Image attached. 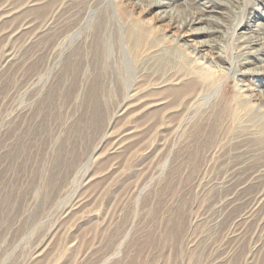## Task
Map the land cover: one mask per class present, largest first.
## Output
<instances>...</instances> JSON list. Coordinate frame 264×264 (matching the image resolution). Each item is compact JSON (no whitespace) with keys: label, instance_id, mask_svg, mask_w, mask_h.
<instances>
[{"label":"rangeland","instance_id":"rangeland-1","mask_svg":"<svg viewBox=\"0 0 264 264\" xmlns=\"http://www.w3.org/2000/svg\"><path fill=\"white\" fill-rule=\"evenodd\" d=\"M32 8L37 27L51 16L78 24L60 42L75 56L66 68L49 51L51 40L39 41V56L0 79V264H264V214L242 221L250 204L218 218L220 185L238 170L264 194V107L242 97L233 70L218 71L176 47L179 56L166 62L180 73L196 70L211 97L174 115H118L114 129L140 125V141L109 154L95 127H84L89 85H99L106 120L127 92L123 77L147 90L145 102L155 100L162 94L150 87L164 70L147 65L176 46L165 34L186 29L130 0H39ZM224 41L229 56L240 53L232 36ZM81 43L95 47L88 59L83 50L77 55ZM17 107L26 113L16 116ZM79 196L87 200L64 218Z\"/></svg>","mask_w":264,"mask_h":264},{"label":"bare ground","instance_id":"bare-ground-1","mask_svg":"<svg viewBox=\"0 0 264 264\" xmlns=\"http://www.w3.org/2000/svg\"><path fill=\"white\" fill-rule=\"evenodd\" d=\"M130 1L134 5H146L149 9L156 10L161 21L167 22L174 28L186 29V35L172 36L165 34L163 40H172L176 46L170 49H162V53L157 54L155 60H153L154 62L149 66L147 65L148 70L153 71L157 68L158 71L160 69L164 70L161 71L163 73L156 85L150 87V90L162 94L155 100L145 102L142 91L147 90L132 88V84H129L130 79L123 77L121 74L123 77L121 85L123 89H127V92L118 101L116 110L112 112L111 116L109 117V114H107L106 120V114L100 109L99 96L101 97V94L99 85L95 81L89 85L87 94H85L87 96L83 98V101L87 102L83 115L84 127L87 130L95 127L94 134L101 135L99 143L109 145L107 148L109 154L125 151L140 141V125L114 129L115 125L113 123L118 115L131 118V120L140 119L153 111H163L164 115H174L190 104V107L194 109L199 101L211 97L212 94L203 92V82L205 81L197 78L199 75L196 70L180 73L176 71L175 66H171L166 62V58L171 60L172 56H179L176 47H183L184 52L193 55L194 61L204 60L211 66L218 68V71L233 70L240 92H243L242 97L248 99L249 102L258 101L264 107V0ZM181 3L184 5L182 6ZM38 4L39 0H0V42L7 40L11 44L0 62V79L5 74L17 73L28 62H31L37 54L39 56V50L35 49L36 43L39 41L51 40L49 51L58 54V60L65 63L64 67L67 68L73 63L75 55L72 54V51L68 52L62 49L60 42L78 24L60 23L55 20V17L51 16L44 25L37 27L35 24L36 19L32 18V14L29 12L33 9L32 7ZM94 13L95 10L91 9L89 17L94 18ZM181 13L185 14L181 15ZM76 35L79 36V33H76ZM201 35L208 36L210 39L197 41L198 44L191 43L193 38ZM229 35L234 38V46L240 52H236L235 56L234 54L229 56L227 52L224 39ZM103 44L105 46L104 55L107 56V51H111V49L109 45L107 46V42ZM94 48V46H84L81 43L77 55L83 50L84 57L88 59L90 57L89 52H92ZM30 51L33 53L30 54ZM124 61H126V68L129 69L128 61L126 59ZM246 81L251 82L253 85L245 83ZM173 97H176L177 100L175 101ZM23 112L26 113V110L17 107L16 116ZM13 121L14 119H11L9 122ZM96 148L93 151L94 153ZM245 173V171L238 170L236 175L220 185L218 202L221 206L218 218H221V215H224L228 209H231L228 213L235 211L236 209H233V206L237 208L243 205L249 206L250 204L251 211L244 216L240 215L242 221L249 222L260 218V216L262 217L264 214V194L251 190L252 184L248 183L249 175H243ZM237 175L243 176L241 179L233 181ZM260 176L262 177L261 173ZM94 177V174H89L86 183L89 184ZM147 178L145 177V179ZM86 200V196L76 198L74 202L65 208L64 218L70 219L76 215ZM42 251L39 250V254ZM103 260L100 264H106L107 259Z\"/></svg>","mask_w":264,"mask_h":264}]
</instances>
